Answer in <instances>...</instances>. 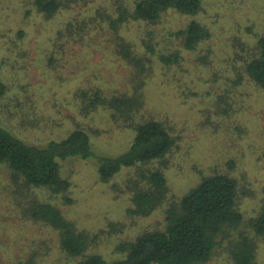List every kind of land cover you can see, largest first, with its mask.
I'll return each mask as SVG.
<instances>
[{"label":"rangeland","instance_id":"rangeland-1","mask_svg":"<svg viewBox=\"0 0 264 264\" xmlns=\"http://www.w3.org/2000/svg\"><path fill=\"white\" fill-rule=\"evenodd\" d=\"M120 1L129 9L134 2L79 0L47 19L29 0H0V82L6 85L0 96V119L4 130L27 143L42 145L81 127L89 133L94 152L114 156L128 148L132 130L119 126L108 109L80 112L81 89L98 85L109 94L130 89V67L114 52L107 20L88 24L82 43L69 45L64 53H57L59 49L51 42L67 21L87 19L97 9L116 17ZM193 18L205 23L212 36L195 50L183 49L181 67L158 64L145 86L146 109L172 122L177 135L170 155L162 160L169 185L164 202L148 215L132 214L126 183L136 167H122L109 181H102L92 156L60 162L62 175L71 181L68 194L73 201L60 198L57 205L78 229L97 236L86 252L97 251L112 261L123 255L116 251L120 242L163 228L166 207L193 185L199 170L227 171L232 163L231 173L251 192L241 196L246 218L257 211L259 198L264 196V89L247 78L234 82L233 66L240 61L230 60L233 55L236 58V50L241 51L240 41L252 43L255 34L264 33V0H202L195 15L171 9L155 25L130 20L121 24L119 32L135 41L144 27L157 26L165 32ZM54 49L60 60L51 67L47 57ZM154 165L159 162L142 167ZM20 196L0 167V264L24 263L33 251L37 252L34 264H75L76 259L64 255L56 244V230L22 215L14 203ZM258 261L264 264V238ZM204 264H232V259L222 244Z\"/></svg>","mask_w":264,"mask_h":264},{"label":"trees","instance_id":"trees-1","mask_svg":"<svg viewBox=\"0 0 264 264\" xmlns=\"http://www.w3.org/2000/svg\"><path fill=\"white\" fill-rule=\"evenodd\" d=\"M78 1L29 0V3L47 19H52L62 8ZM201 7L202 0H134L129 9L120 1L116 17L97 9L95 15L87 19L67 21L52 38V45L59 50L48 54L47 64L51 67L56 64V67L57 59L60 60L56 50L64 53L69 45L82 43L88 24L107 20V28L113 34L114 52L130 67L127 77L130 89L118 94H109L98 85L81 89L78 93L83 99L80 112L106 108L119 126L130 128L133 137L125 151L114 156L94 152L89 133L81 127L42 145L27 143L4 130L0 119V167L8 174L13 189L20 190L22 195L14 203L27 219L42 221L56 230V244L64 255L76 259L75 264H204L222 244L232 264H259V243L264 238V196L259 198L257 211L246 218L241 196H249L251 192L243 189L239 179L231 173L232 163L227 171L213 167L197 171L193 185L166 207L164 227L143 231L132 240L120 242L116 251L123 255L112 261L97 251L86 252L96 235L78 229L57 205L60 198L66 203L73 201L68 194L71 181L62 175L60 162L76 156H92L98 163L102 181H109L122 167H136L126 183L133 203L128 210L132 214L148 215L164 202L169 185L162 160L170 155L177 135L172 122L146 109L145 86L154 77L158 64L181 67L183 49L195 50L212 36V31L194 18L165 32L157 26L144 27L135 41L119 30L126 21L155 25L168 10L195 15ZM255 36L252 43L240 41L241 51L236 50V58L233 55L230 59L240 61L233 66V80L240 82L247 78L264 89V33ZM5 91L6 85L0 82V96ZM154 161L159 165L142 167ZM36 255L33 251L21 264H34Z\"/></svg>","mask_w":264,"mask_h":264}]
</instances>
